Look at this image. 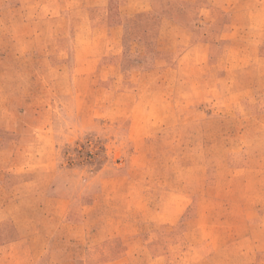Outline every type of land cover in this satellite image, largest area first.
Wrapping results in <instances>:
<instances>
[{
  "label": "rangeland",
  "instance_id": "374dc122",
  "mask_svg": "<svg viewBox=\"0 0 264 264\" xmlns=\"http://www.w3.org/2000/svg\"><path fill=\"white\" fill-rule=\"evenodd\" d=\"M10 221L31 264H264V0H0Z\"/></svg>",
  "mask_w": 264,
  "mask_h": 264
},
{
  "label": "crops",
  "instance_id": "0c3cea01",
  "mask_svg": "<svg viewBox=\"0 0 264 264\" xmlns=\"http://www.w3.org/2000/svg\"><path fill=\"white\" fill-rule=\"evenodd\" d=\"M216 5L220 6L219 4ZM210 6L211 4L206 5V7H208L209 10H210ZM214 12H215V18L213 19L212 25H210V19L207 17H205L204 20L203 18L202 20H200V22H202V24L204 25V29L203 32H201L200 34L201 40H197V42H195V45H199L200 47H205L206 51L210 50L208 51L209 53H204L206 59H210V61L217 63L222 61L223 58H225V61H231V59L226 58V55L222 56V53L225 54L226 52L228 55L232 54L231 48L227 51L224 50L230 47L228 43H231L232 40L231 38L233 34H235L236 32H233L231 30L230 31L226 30V27H228V20L223 21V19H220V15L222 13L220 14L219 10H214ZM222 15H227V13L225 12ZM211 31L214 32V37L211 36ZM249 38L251 41L250 43L255 42V37H249ZM222 41H226L225 49H221L220 47ZM245 44L247 46L248 42H246ZM226 66H228L227 67L228 69L237 68V65H232V64H228ZM15 227L16 226L12 225L10 221V243H8L9 240H7L6 243L0 244L4 246L3 252H6L7 256H10V264H31V261L29 259L31 254V241L26 237L23 238H20L18 236L15 237V231H14ZM108 242H111L110 239L103 240L100 244L96 246H90L87 249L88 261H90L93 258V256H100V258H103V264L110 263L109 261L111 260V257H109V255H107L106 253ZM122 250L123 249L120 248L118 254L116 255L120 259H122V257L124 256ZM20 253L22 255H20ZM111 261L114 262V260Z\"/></svg>",
  "mask_w": 264,
  "mask_h": 264
}]
</instances>
